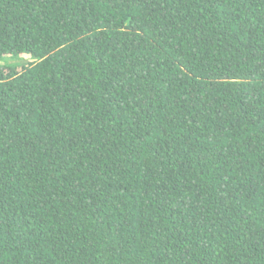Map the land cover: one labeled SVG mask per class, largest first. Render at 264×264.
Returning <instances> with one entry per match:
<instances>
[{
  "label": "trees",
  "instance_id": "16d2710c",
  "mask_svg": "<svg viewBox=\"0 0 264 264\" xmlns=\"http://www.w3.org/2000/svg\"><path fill=\"white\" fill-rule=\"evenodd\" d=\"M0 264H264V0H0Z\"/></svg>",
  "mask_w": 264,
  "mask_h": 264
},
{
  "label": "rangeland",
  "instance_id": "374dc122",
  "mask_svg": "<svg viewBox=\"0 0 264 264\" xmlns=\"http://www.w3.org/2000/svg\"><path fill=\"white\" fill-rule=\"evenodd\" d=\"M10 63H18V61L11 60Z\"/></svg>",
  "mask_w": 264,
  "mask_h": 264
}]
</instances>
